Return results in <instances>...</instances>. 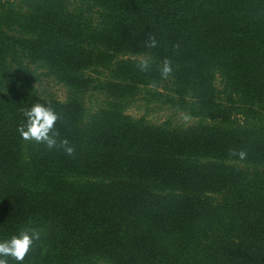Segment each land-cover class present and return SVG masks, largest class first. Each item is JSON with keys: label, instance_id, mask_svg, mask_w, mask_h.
<instances>
[{"label": "trees", "instance_id": "obj_1", "mask_svg": "<svg viewBox=\"0 0 264 264\" xmlns=\"http://www.w3.org/2000/svg\"><path fill=\"white\" fill-rule=\"evenodd\" d=\"M19 1L0 15L20 34L0 31L2 80L13 71L39 79L23 58L73 90L120 99L169 81L199 114L230 123L154 125L118 106L87 118L73 101L0 93V241L41 230L23 264H264V166L229 164H264V136L230 119L232 110L264 111V0ZM132 56L147 57V68ZM99 68L114 80L89 75ZM218 77L237 109L224 107ZM37 103L60 114L58 140L72 155L22 140L23 113ZM240 151L243 160L232 155Z\"/></svg>", "mask_w": 264, "mask_h": 264}, {"label": "rangeland", "instance_id": "obj_2", "mask_svg": "<svg viewBox=\"0 0 264 264\" xmlns=\"http://www.w3.org/2000/svg\"><path fill=\"white\" fill-rule=\"evenodd\" d=\"M10 5H20L19 0H0V15L3 14V10L7 9ZM23 10L25 9L24 6ZM16 10H18L16 8ZM22 10V11H23ZM0 31L10 35L11 37H18L20 34H17L18 29L15 25H9L5 27L3 24H0ZM20 62L25 64L28 69L33 71L35 69L36 74L39 75V79L34 82L27 83L23 81V77L16 71H13L14 77L11 80L12 83L16 84V88H11V82L2 80L0 78V93L5 95L7 98H10V92L13 93L14 90L18 89L19 94L24 96L33 95V97L40 99H50L58 102H69L73 101L79 103L86 112V117H90L95 111L99 109H109L112 106H118L123 114L138 120L143 118L145 121H148L154 125H161L163 123H169L175 128L179 127H192V126H222L228 127L229 121H223L224 116H221L220 123L219 121L214 122L213 119L199 114L195 110V104H192L189 97H184L181 99L175 91L174 86L171 85L169 81H162L158 86H145L142 84L136 85L133 92L124 94L126 98L114 97L109 95L108 92L104 89L94 90L93 87H88L82 91L73 90L70 87L60 84L55 78L46 77V70L38 68L36 64H27L28 60L19 58ZM132 60H135L137 63L148 62V58L144 56H132ZM31 61V60H30ZM99 76L96 73H89L93 78H98L103 84L111 83L114 79L109 75L107 69L99 68ZM92 86V85H91ZM217 87L220 92L222 103L227 107L232 109L234 105L237 107L241 106L237 100L234 98L233 105L227 103L226 97L228 96L223 92L224 86L222 84L221 78H217ZM10 91V92H9ZM29 94V95H28ZM160 96H159V95ZM191 102V104L189 103ZM241 110V112H240ZM244 109L232 110L230 114L231 122L239 121L238 124L234 126L239 131L250 132L252 134H260L264 136V111L261 110L257 113V116L254 113L245 114L243 113ZM211 115V114H209ZM256 117V125L251 119ZM219 117V116H218ZM217 117V118H218ZM258 122V125H257ZM256 136V135H254ZM240 169H250L255 172H262L264 164L253 162H229Z\"/></svg>", "mask_w": 264, "mask_h": 264}, {"label": "clouds", "instance_id": "obj_3", "mask_svg": "<svg viewBox=\"0 0 264 264\" xmlns=\"http://www.w3.org/2000/svg\"><path fill=\"white\" fill-rule=\"evenodd\" d=\"M151 47H156L154 39L150 42ZM147 61L140 65L141 69H146ZM161 75L168 78L173 68L171 61L165 59L160 69ZM25 122L18 128L17 132L24 141H34L37 144H44L49 149L60 146L68 155H72L74 148L69 146L67 139H60L59 132L56 130V123L61 119L60 114L49 104H34L31 108L24 111ZM232 155L239 156V159L246 158V152H233ZM41 230L36 228H27L20 231L17 235L10 239L0 241V264H10L14 261L15 264H23L26 256L34 249L35 244L41 239Z\"/></svg>", "mask_w": 264, "mask_h": 264}]
</instances>
